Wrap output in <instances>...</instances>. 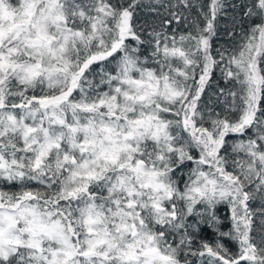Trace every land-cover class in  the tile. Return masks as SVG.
Masks as SVG:
<instances>
[{
	"label": "snow or ice",
	"instance_id": "1",
	"mask_svg": "<svg viewBox=\"0 0 264 264\" xmlns=\"http://www.w3.org/2000/svg\"><path fill=\"white\" fill-rule=\"evenodd\" d=\"M0 264H264V0H0Z\"/></svg>",
	"mask_w": 264,
	"mask_h": 264
},
{
	"label": "trees",
	"instance_id": "2",
	"mask_svg": "<svg viewBox=\"0 0 264 264\" xmlns=\"http://www.w3.org/2000/svg\"><path fill=\"white\" fill-rule=\"evenodd\" d=\"M215 75L218 77L219 76V73L217 72ZM220 83H221V86H223V82L221 81ZM207 92H208V90L206 89V93ZM218 211H219V214L221 216H224V215H226L228 213V209L226 207H223V206H221ZM207 235L210 236L211 234L210 233H207Z\"/></svg>",
	"mask_w": 264,
	"mask_h": 264
}]
</instances>
